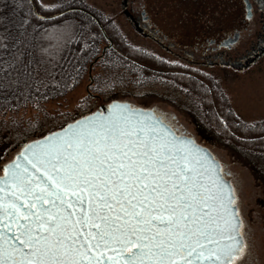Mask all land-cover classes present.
I'll return each instance as SVG.
<instances>
[{
    "label": "water",
    "instance_id": "1",
    "mask_svg": "<svg viewBox=\"0 0 264 264\" xmlns=\"http://www.w3.org/2000/svg\"><path fill=\"white\" fill-rule=\"evenodd\" d=\"M239 238L216 158L155 110L81 117L0 176V264H236Z\"/></svg>",
    "mask_w": 264,
    "mask_h": 264
},
{
    "label": "rangeland",
    "instance_id": "2",
    "mask_svg": "<svg viewBox=\"0 0 264 264\" xmlns=\"http://www.w3.org/2000/svg\"><path fill=\"white\" fill-rule=\"evenodd\" d=\"M88 1L106 6L112 0ZM30 2L34 13L49 17L59 13L58 5L70 0ZM215 80L224 99L222 103L228 105L239 121L264 123V55L242 72L227 73ZM206 84L211 86L209 82ZM178 86L138 72L131 64L111 55L94 58L80 83L60 100L29 104L15 114L0 112V174L3 166L18 154L22 144L104 108L131 104L167 114L197 144L214 155L228 182L231 199L240 217L236 264H264V151L246 150L237 142L227 143L215 135L199 120L200 105L192 91Z\"/></svg>",
    "mask_w": 264,
    "mask_h": 264
},
{
    "label": "flooded vegetation",
    "instance_id": "3",
    "mask_svg": "<svg viewBox=\"0 0 264 264\" xmlns=\"http://www.w3.org/2000/svg\"><path fill=\"white\" fill-rule=\"evenodd\" d=\"M74 4L59 12L74 9L67 13H81L93 21L100 34L95 58L111 55L174 85L171 80L177 77L216 82L264 55V0H112L106 6L74 0Z\"/></svg>",
    "mask_w": 264,
    "mask_h": 264
},
{
    "label": "trees",
    "instance_id": "4",
    "mask_svg": "<svg viewBox=\"0 0 264 264\" xmlns=\"http://www.w3.org/2000/svg\"><path fill=\"white\" fill-rule=\"evenodd\" d=\"M74 5L70 0L56 9ZM92 22L77 12L44 20L35 15L30 0H0V112L15 114L29 104L52 103L74 89L100 50ZM200 78L205 80L171 81L192 91L200 105L199 120L215 135L246 150L264 151V123L239 121L222 103L217 82Z\"/></svg>",
    "mask_w": 264,
    "mask_h": 264
},
{
    "label": "bare ground",
    "instance_id": "5",
    "mask_svg": "<svg viewBox=\"0 0 264 264\" xmlns=\"http://www.w3.org/2000/svg\"><path fill=\"white\" fill-rule=\"evenodd\" d=\"M109 35V34H108Z\"/></svg>",
    "mask_w": 264,
    "mask_h": 264
}]
</instances>
